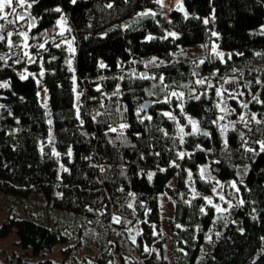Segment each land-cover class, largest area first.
<instances>
[{
    "label": "trees",
    "instance_id": "trees-1",
    "mask_svg": "<svg viewBox=\"0 0 264 264\" xmlns=\"http://www.w3.org/2000/svg\"><path fill=\"white\" fill-rule=\"evenodd\" d=\"M181 1L183 11L165 4L162 8L155 0H29L32 7L25 19L34 20L35 27L29 29L27 52L34 62L20 47L18 57L12 55L14 46L9 47L7 39L0 41V53L10 55L7 63L0 60V84H8L0 87V195L18 203L0 222V238L14 230L25 255L26 250L38 255L58 244L66 245L63 252L68 255L85 245L95 252L85 264H125L127 257L135 264H264V152L259 145L264 141V104L252 101L251 95L264 101V87L256 84L257 79L264 81V0ZM57 7L61 12L54 11ZM145 11L156 16L139 15ZM60 16L70 31L37 35ZM172 32L175 39L168 35ZM12 33L15 45L21 36ZM68 34L75 49L72 56L64 41ZM46 40L45 49H39ZM211 41L225 54L224 62L214 53L179 55L188 46ZM70 58L74 71L67 65ZM143 58L154 62L140 74ZM202 59L204 64L199 63ZM20 74L28 78L21 80ZM205 77L213 88L196 84ZM224 79L238 80V90L244 93L240 99L251 102L245 110L229 99L235 113L214 124L219 116L215 88L236 87ZM172 91L184 94V113L209 136L186 135L180 142L177 122L185 133L191 132L177 107L180 101L171 97L170 103L158 102ZM193 91L207 95L195 100L190 98ZM148 97L153 100L146 116L152 120L144 119V111L137 116L140 100ZM241 113L249 120L255 113L261 123L233 124ZM121 124L128 127L121 129ZM226 124L233 126L222 135ZM178 152L185 153L183 159ZM203 165H208L211 178H201ZM149 173H154L151 180ZM172 178L175 184L169 186ZM217 181L231 198L230 207L219 213L213 202L207 203L209 196L217 199ZM32 192L43 195L51 224L36 217L35 209L28 210ZM161 193L173 202L167 221L169 259L162 253L157 205ZM113 216L121 222L113 223ZM12 264L65 263L19 256Z\"/></svg>",
    "mask_w": 264,
    "mask_h": 264
},
{
    "label": "rangeland",
    "instance_id": "rangeland-1",
    "mask_svg": "<svg viewBox=\"0 0 264 264\" xmlns=\"http://www.w3.org/2000/svg\"><path fill=\"white\" fill-rule=\"evenodd\" d=\"M29 3V0H27ZM180 4L182 6V1L181 0H164V4L167 6H172V7H177V4ZM29 8L24 7L20 8L17 6V11L25 14L28 12ZM6 11L10 12L11 9H6ZM26 17V15H25ZM62 16H60L58 20H60ZM9 20H15L14 16H9ZM64 20L66 21L65 17ZM57 21L55 24L49 26L48 28L41 30L38 32L37 35L39 36H49L55 33H58L61 31V28H63L66 32L69 29V25L66 21V23H62V25L58 26ZM0 25L3 26V29L0 30V35H5L7 37L8 32H27L29 36V28L26 29L28 26V21L25 19V21H21L18 23H8L7 21L0 20ZM71 35L68 34L64 41L66 42V47L68 49L67 41H71L70 38ZM25 43L24 39L20 37V39L17 41V44L15 45H21L19 48L21 51H29V46L27 48H23V44ZM28 44V41H27ZM217 44L214 41H211L209 44H207V47H204L205 45L202 44H195L186 47L183 52L179 53V55L183 54H194L198 57H203L204 54L208 53H213L212 52V46ZM73 47V45H72ZM12 50V55H16L18 57L19 55V50L16 46L11 48ZM217 51L221 52L218 47ZM0 56L5 57L6 61L9 59L10 55L7 53H0ZM4 62V60H2ZM148 58H143L141 62L143 63L142 68H138L140 74L146 73L148 71V68L151 63H149ZM150 78V76H147ZM77 93V91H76ZM153 100L151 98H146ZM146 99H141L139 104L141 105ZM229 106V105H228ZM144 111V110H143ZM219 115H221L220 111ZM119 128V127H118ZM201 168H205L206 171L203 173V176L206 178H211V172L209 170L208 165H203ZM175 184V178H172L169 182V186H173ZM213 194L217 195V199H213L211 196L207 198V200H211L215 206H219L221 209H224L225 211L230 207L231 204V198L227 194V190L224 188V186L220 183V181H217L216 184L214 183L213 187ZM223 196L224 199L221 200L220 197ZM28 201L31 202L28 206V210L30 209H35V216L40 217L45 219L49 224L52 223V214L51 213H44V208L42 205H44L45 199L41 193H35L32 192L28 195L27 197ZM9 198L4 197L0 195V222L7 216L12 213H14L16 210V207L18 206L17 201L13 200V202H9ZM157 205H158V211H159V219H160V228H161V237L164 238L163 244H162V253L163 256L166 259H169V254H170V242H171V233L168 230V220L172 217L173 213V202L170 199V197L166 193H161L157 195ZM223 211V212H225ZM23 212V211H22ZM45 214L44 216H41L42 214ZM21 214V212H20ZM221 216V215H220ZM220 220V219H219ZM221 221H217L216 223L220 225ZM131 232L134 231L133 229L130 230ZM16 235L14 230L5 238H0V249L3 251V254L0 256V261L3 264H12L13 260H17L19 256H21L24 260L27 261H38L42 259H51L57 263H65V264H70L73 260L76 261L78 264H85L89 263L90 259L93 257L95 254L94 250L89 249L85 245H81L75 248H72L70 252H68V255H64L65 252L63 250L66 248L65 244H58L55 245L52 249L50 250H43L40 254L38 255H32L30 250H26L28 255H25V252L16 244ZM125 264H135L133 260H131L129 257L125 258Z\"/></svg>",
    "mask_w": 264,
    "mask_h": 264
},
{
    "label": "snow or ice",
    "instance_id": "snow-or-ice-1",
    "mask_svg": "<svg viewBox=\"0 0 264 264\" xmlns=\"http://www.w3.org/2000/svg\"><path fill=\"white\" fill-rule=\"evenodd\" d=\"M71 2L73 4H75L77 2V0H71ZM155 2L157 4H159L162 8L164 7V0H155ZM17 6H19L20 8H24V7H27V8H31L32 7V3H28L27 0H0V20H4V21H7L8 23H18V22H21V21H25V14L21 13V12H18L17 11ZM112 5L109 4L108 7H111ZM177 7L180 11H183V7L178 3L177 4ZM6 9H11L10 12L6 11ZM54 11L56 12H61V9L59 7L55 8ZM140 16H153L155 17L156 16V13L155 12H150V11H145V12H142L139 14ZM9 16H14L15 17V20H9ZM185 18H187V14L185 13ZM209 21L207 19L204 20V23L207 24ZM62 23H66V21L64 20V17L62 16L60 18V20L57 21V25L60 26L62 25ZM28 27L29 29L35 27V22L34 20H29V23H28ZM3 29V26L0 25V30ZM64 29L61 28V31L59 32V35L60 36H63L64 35ZM68 31H70V29H68ZM13 33L12 32H8L7 33V37L3 36V35H0V41H3L5 39H7V42H8V45L9 47H13V46H16V47H21V45H14L13 41L10 39L12 37ZM18 35H20L25 43L23 44V48H27L29 45L27 44V40H28V34L27 32H21V33H18ZM169 36H171L173 39L176 38V33L172 32V33H169L168 34ZM213 36L217 35L215 32L212 33ZM148 40H152L154 39V37L152 36H148L147 37ZM48 41L46 40L45 43H42V44H39L38 45V48L43 50L45 49V44L47 43ZM67 45H68V51L70 53V56L74 55L75 54V49L72 47V41H67ZM56 47H60L59 44L56 45ZM204 47H207V45H205ZM212 52L218 57L221 59L222 62H224L223 58H224V53L223 52H219L217 51V47L216 45H213L212 46ZM23 55L25 57L28 58V61L29 62H34V57L30 56L29 53L27 51H24L23 52ZM257 55H260V53H257ZM229 59H231V54H229L228 56ZM53 59H55V57H53ZM0 60H4L5 63H7L5 57H2L0 56ZM154 62L153 61H149V63H152ZM200 64H204L205 61L202 59L199 61ZM67 65H68V68H69V71H74L73 68H72V60L71 58L67 61ZM101 68H104L105 65L103 63H101L100 65ZM219 70H217L218 72ZM235 71V70H233ZM44 75V69L41 68V71L39 73V76L42 77ZM193 75L194 76H198V73L196 72H193ZM213 75L215 76L216 75V72L213 73ZM28 76L25 75V74H20V79L21 80H25L27 79ZM35 78V77H34ZM143 79H147L148 77L147 76H144L142 77ZM160 80L161 82H163V77L161 76L160 77ZM41 81L38 79L37 80V83L39 84ZM224 84H234L236 85L235 88H224L223 85H221L220 87H216L215 88V96L218 98L217 99V102L215 103V108H217L221 115H219L217 117V120L216 121H213V123H217L218 121H223L225 120V118L228 116V115H231V114H234L235 113V109H232L228 106V100L231 99V100H236V102L238 104H240L241 108L247 110L248 109V106H249V103L251 101H248V102H245L243 100L240 99V97H243L244 96V93L239 91V82L238 80L236 79H232V80H228V79H224L223 81ZM75 84H76V77L73 76V91L75 92L76 91V87H75ZM196 84L197 85H200V86H206V88L208 89H211L214 87V85L208 81V78L205 77V78H201V79H197L196 80ZM256 84L258 85H261V87H264V81H261L260 79H257L256 80ZM246 87L248 86L247 84L245 85ZM0 87H4V88H7L8 87V84L7 83H4V84H0ZM165 87H167V85H165ZM184 87H187V85H184ZM44 91L46 92L47 89H44ZM97 91H99V88H97ZM119 91V88H117V92ZM116 93H114L115 95ZM149 95H152V93L150 92ZM201 95H207V92L205 91L204 93H201L199 95L195 94V92L193 91L192 93H190V98H193L195 100H200L201 99ZM252 95V101H255L256 103H261V104H264V101H261L259 99V96L258 94H251ZM171 97H175L177 98L180 103L177 104V107H179L180 109V112H181V115H185V118L188 120V123L191 125V132L190 133H185V129H184V126H180L179 123L177 122V127H178V132H179V138H180V142L183 143L184 142V137L186 135H193V134H202L204 136H209V133L208 132H202L201 133V130L198 126V121L196 119H193L191 118L190 116H187L185 113H184V94L181 93V92H176V91H172L170 94H169V97H167L164 101H158V102H162V103H170L171 102ZM77 100H79V94L77 95ZM44 107H47V104L45 103L43 105ZM0 107H3V105H0ZM144 107L146 106H142V108L140 110L137 111V116L140 115V111H143L144 110ZM163 116L175 121L176 120V116H174L172 113L170 112H163L162 113ZM144 119H147V120H152V117L151 116H145ZM250 121H255L256 124H260L261 123V120L257 119L256 117V114L255 113H252L251 116H250V120L249 119H246V113H241L239 114L238 116V120L236 122H233L234 123H237V122H242L245 124V126L247 127L248 124L250 123ZM143 122V120L141 121ZM51 120H49V124H51ZM233 126L232 124H226L224 126L221 127V134L223 135L225 132H227L228 128ZM128 125L127 124H121L120 125V128L121 129H125L127 128ZM110 131L112 132H116L117 130L115 128H111ZM161 131H163V129H161ZM121 136H123V132L120 133ZM165 135H168L166 132H165ZM50 140H51V134H50ZM241 139L243 140L244 137H243V134H241ZM246 143V141H245ZM259 145H260V151L264 152V141H260L259 142ZM224 146L225 148H227L228 146V142H227V139H225L224 141ZM199 147V146H197ZM203 150V149H201ZM251 151V149H248ZM53 154L56 155V156H59V153H57L55 151V149H53ZM68 155L71 156L72 153H71V149H69V152H68ZM158 155V153H157ZM177 156L180 158V159H183L184 156H185V153L184 152H178L177 153ZM172 166L174 167H178V165H176L174 162L172 164ZM63 167V166H61ZM64 171H67L66 168L63 169ZM103 170V169H102ZM161 171H164L163 169H161ZM206 171L205 168H201L200 169V172H201V178L203 179V173ZM154 175V173H149L148 174V179L151 180L152 179V176ZM188 178H189V181H191L192 179V172L189 171L188 172ZM233 188H236V184L235 183H232L231 185ZM238 191V189H237ZM129 195H132L131 193H129ZM195 198V197H194ZM221 200L224 199L223 196L220 197ZM207 203L209 205L212 204V201L211 200H207ZM242 203V202H241ZM132 205L129 204V207H131ZM215 210L216 212H223L225 211L224 209H221L219 206H215ZM91 211V209H89ZM201 213H204V208H201L200 209ZM112 222L115 223V224H119L121 222V219L120 217L118 216H113L112 217ZM177 227H180V225H177ZM210 239V238H209ZM133 240V243H135V238H132ZM145 251H148L147 248H145Z\"/></svg>",
    "mask_w": 264,
    "mask_h": 264
},
{
    "label": "water",
    "instance_id": "water-1",
    "mask_svg": "<svg viewBox=\"0 0 264 264\" xmlns=\"http://www.w3.org/2000/svg\"><path fill=\"white\" fill-rule=\"evenodd\" d=\"M145 74V72L143 73ZM152 101L150 99H146L141 105H140V109L142 108V106H146L144 107V115L146 116L148 114V108L151 105Z\"/></svg>",
    "mask_w": 264,
    "mask_h": 264
}]
</instances>
